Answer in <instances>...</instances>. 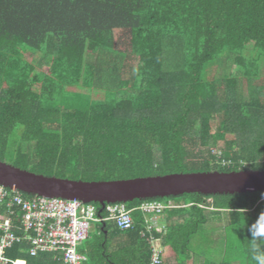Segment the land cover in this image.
<instances>
[{
  "label": "trees",
  "instance_id": "trees-1",
  "mask_svg": "<svg viewBox=\"0 0 264 264\" xmlns=\"http://www.w3.org/2000/svg\"><path fill=\"white\" fill-rule=\"evenodd\" d=\"M0 161L86 181L264 171V0H0ZM261 193L116 203L133 227L102 223L83 264H150L152 238L160 264H258ZM147 202L171 207L150 215ZM110 236L126 244L109 253ZM27 249L4 254L64 264Z\"/></svg>",
  "mask_w": 264,
  "mask_h": 264
},
{
  "label": "built area",
  "instance_id": "built-area-1",
  "mask_svg": "<svg viewBox=\"0 0 264 264\" xmlns=\"http://www.w3.org/2000/svg\"><path fill=\"white\" fill-rule=\"evenodd\" d=\"M4 204L8 217L0 222V264H18L4 252L21 243L27 245L30 257L52 254L64 264H83L88 256L81 254L79 248L90 239L94 225L111 221L121 230H129L134 225L131 212L123 204L107 205V216L103 217L94 204L45 197L25 199L18 191L0 185V207ZM169 207L171 205L147 202L141 210L160 215ZM13 217L18 223L14 224ZM152 220L155 224L154 216ZM148 231H152V226ZM149 242L153 248L150 264H160L163 250L153 238Z\"/></svg>",
  "mask_w": 264,
  "mask_h": 264
},
{
  "label": "water",
  "instance_id": "water-1",
  "mask_svg": "<svg viewBox=\"0 0 264 264\" xmlns=\"http://www.w3.org/2000/svg\"><path fill=\"white\" fill-rule=\"evenodd\" d=\"M0 185L18 193L85 204L129 203L184 194L238 195L264 191V171L186 172L86 181L46 176L0 161Z\"/></svg>",
  "mask_w": 264,
  "mask_h": 264
},
{
  "label": "clouds",
  "instance_id": "clouds-1",
  "mask_svg": "<svg viewBox=\"0 0 264 264\" xmlns=\"http://www.w3.org/2000/svg\"><path fill=\"white\" fill-rule=\"evenodd\" d=\"M261 198L264 199V193H261ZM248 231L251 235L250 245L251 251L254 254V259L257 260L258 264H264V255H256V253L264 254L262 251V246H264V213H260L252 223Z\"/></svg>",
  "mask_w": 264,
  "mask_h": 264
},
{
  "label": "crops",
  "instance_id": "crops-1",
  "mask_svg": "<svg viewBox=\"0 0 264 264\" xmlns=\"http://www.w3.org/2000/svg\"><path fill=\"white\" fill-rule=\"evenodd\" d=\"M161 218H162V217H161ZM162 219H163V218H162ZM158 220H159V219H158ZM163 220H164V219H163ZM105 227H106V225H105V226H104V225L102 226L101 224H96V225H94V227H93V229H92V232H91V235H90V239H89L88 241L94 239V236L99 235L100 230L104 229ZM110 228H111V231H110V232L108 231V235H107V236L110 235L109 233H114V230H115L114 226L111 225ZM110 238H111L112 240H111V242H110V244H109V245H110L109 253H114V252L117 250V248H118L119 246H121V245H123V244H126V243H123V244H122V240H120V237L117 238V237H111V236H110ZM95 245H96V244H93V245H92V244H91V245H86L85 243H83V244L80 246V248H79V252H82L84 255H87V256H88V259H89L90 250H94Z\"/></svg>",
  "mask_w": 264,
  "mask_h": 264
},
{
  "label": "rangeland",
  "instance_id": "rangeland-1",
  "mask_svg": "<svg viewBox=\"0 0 264 264\" xmlns=\"http://www.w3.org/2000/svg\"><path fill=\"white\" fill-rule=\"evenodd\" d=\"M24 58L26 59V60H31V57H30V54H28V53H24ZM224 72V70H223V67H221L220 65H213L211 68H209L208 70H207V72H206V77L207 76H209V77H215V76H219V75H222V73ZM223 224H225L224 222H223ZM221 227L219 226V224L218 223H215V224H213V225H209L207 228H206V233H207V235L209 236V237H211L212 236V240H213V242H216V243H218V244H221L222 245V243H221V241H222V239L220 238V233L222 232L221 230ZM214 231V234L215 235H213V233H212V235H211V232H213ZM217 231H219L220 233H218ZM219 235V236H218ZM208 244V243H207ZM217 244V245H218ZM206 246V245H205ZM204 247V246H203ZM195 253H196V251H194ZM189 264H191V263H189Z\"/></svg>",
  "mask_w": 264,
  "mask_h": 264
}]
</instances>
